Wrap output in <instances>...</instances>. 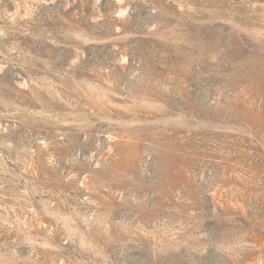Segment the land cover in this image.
<instances>
[{"label": "rangeland", "instance_id": "rangeland-1", "mask_svg": "<svg viewBox=\"0 0 264 264\" xmlns=\"http://www.w3.org/2000/svg\"><path fill=\"white\" fill-rule=\"evenodd\" d=\"M0 264H264V0H0Z\"/></svg>", "mask_w": 264, "mask_h": 264}]
</instances>
